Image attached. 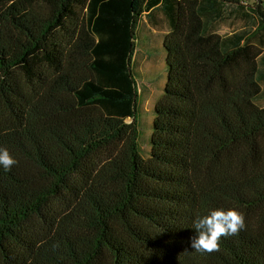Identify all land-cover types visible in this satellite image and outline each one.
<instances>
[{"label":"trees","instance_id":"obj_1","mask_svg":"<svg viewBox=\"0 0 264 264\" xmlns=\"http://www.w3.org/2000/svg\"><path fill=\"white\" fill-rule=\"evenodd\" d=\"M246 9L0 0V264H264V10ZM156 12L145 156L131 66Z\"/></svg>","mask_w":264,"mask_h":264},{"label":"rangeland","instance_id":"obj_2","mask_svg":"<svg viewBox=\"0 0 264 264\" xmlns=\"http://www.w3.org/2000/svg\"><path fill=\"white\" fill-rule=\"evenodd\" d=\"M242 1L243 3H246V5H244L247 8L246 10H249L258 0ZM259 1L264 10V0ZM248 26V20L226 19L218 24L216 32L219 35H228L240 28ZM155 31L157 34H163V32L166 31L164 29V24L157 27ZM153 42L152 46H155V50L149 51L145 48L147 46L146 40H139L136 49L142 52L139 51L138 54H134L131 66L140 92L138 96L139 111L137 113V121L139 122V145L142 155L145 156L149 151V138L151 135V123L153 120V114L149 112L151 108H153L154 103L163 94V88L166 81L165 53L163 52V49L160 48L162 42L159 40L158 36L154 38ZM146 57H148V59H146ZM259 104L264 106V102H260ZM127 122H129V120H127ZM149 124L150 127H148Z\"/></svg>","mask_w":264,"mask_h":264},{"label":"crops","instance_id":"obj_3","mask_svg":"<svg viewBox=\"0 0 264 264\" xmlns=\"http://www.w3.org/2000/svg\"><path fill=\"white\" fill-rule=\"evenodd\" d=\"M241 2H242V4L243 5H246V3H243V1L241 0ZM229 8V7H228ZM155 19H156V21L158 20V22H157V27H159L161 24H164V29L166 30L165 32H163V34H160V33H158L157 34V32L155 31V29L157 28V27H152V26H150V24H148L147 23V21H146V19L143 17V23H141V28H139V30H144V31H146V32H151L152 34H153V38H155L156 36H158V38H159V40L161 41L162 40V38H163V36L165 35V34H167L168 33V26H167V24L165 23V20L163 19V17H162V15L161 14H158V12H156V16H155ZM226 19H235V20H241V19H243V20H245L246 18H245V16H243V15H241V14H238V15H234V16H229V17H227ZM218 26V25H217ZM217 26H216V28L215 29H217ZM244 28V27H243ZM241 29V28H240ZM217 33V32H216ZM218 34V33H217ZM229 35V34H228ZM221 36H225V35H221ZM153 43V42H152ZM152 45H151V42H150V47H151ZM139 51H137V53H138ZM140 52H142V51H140ZM146 59H148V57H146Z\"/></svg>","mask_w":264,"mask_h":264}]
</instances>
